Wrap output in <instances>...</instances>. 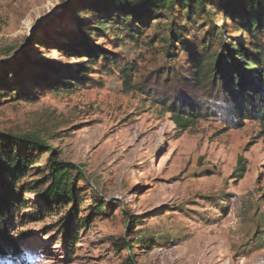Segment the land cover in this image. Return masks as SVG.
Listing matches in <instances>:
<instances>
[{
    "label": "rangeland",
    "instance_id": "374dc122",
    "mask_svg": "<svg viewBox=\"0 0 264 264\" xmlns=\"http://www.w3.org/2000/svg\"><path fill=\"white\" fill-rule=\"evenodd\" d=\"M80 2L0 0V60L44 80L52 67L73 64L57 46L74 45L82 32L122 61L136 60L134 80L162 66L168 46L178 48V63L185 60L170 32L172 16L153 21L136 44L113 23H98L100 33L90 31L97 17L85 14ZM212 2L197 10L192 23L185 12L175 14L185 26L184 41L202 36L200 24H221ZM154 35L158 51L145 44ZM34 38L45 45L32 43ZM20 76L36 98L2 96L0 131L38 136L61 160L81 166L88 186L78 190L76 212L86 221L75 227L70 250L63 229L69 206L53 213L28 194L36 204L19 214L30 213L29 219L11 230L20 237V251L0 256V264H264V131L257 122L226 129L212 118L178 131L168 112L125 89L117 75L97 72L84 86L52 91L34 89L32 78ZM240 155L246 164L237 179ZM44 164L40 156L34 166ZM35 174L26 179L39 178ZM93 197L102 211L90 209Z\"/></svg>",
    "mask_w": 264,
    "mask_h": 264
},
{
    "label": "trees",
    "instance_id": "16d2710c",
    "mask_svg": "<svg viewBox=\"0 0 264 264\" xmlns=\"http://www.w3.org/2000/svg\"><path fill=\"white\" fill-rule=\"evenodd\" d=\"M78 1L85 14L97 17L87 27L90 31L100 33L102 28L96 27L98 23H113L114 27L122 26L127 33L125 39L136 44L153 21H164L172 16L170 32L179 49L184 50L185 60L178 63V48L168 46L170 50L164 53V64L134 80V73L139 72L136 60L122 61L115 52L93 42V34L82 32L74 45L57 46L73 64L52 67L51 74L44 80L39 74L33 76L23 71L22 66H15L13 61L0 60V104L2 96L12 94L29 101L36 98L21 86L20 74L32 78L30 87L52 91L84 86L93 80V73L101 72L117 75L125 89L147 95L153 104L170 114L178 131L212 118L220 119L226 129L240 128L251 120L264 131V0H212V11L220 15L221 24L210 22L208 29L207 24H200L204 32L191 43L184 41L185 26L175 19L185 12L186 22L192 23L193 15L199 13L197 10H205L207 0ZM175 14L179 16L176 18ZM86 18L89 21L88 16ZM158 39L157 35L147 37L148 49L158 51L155 47ZM31 42L45 45L43 40L35 38ZM161 42L166 43L164 38ZM40 156H44L45 164L43 168H35ZM245 164L240 155L233 177L238 179L243 175ZM42 169L45 174L36 172ZM33 172L39 178L27 180ZM87 186L88 178L81 166L61 160L46 140L31 134L0 131V256H14L20 251V237L11 230L19 220L29 219L30 213L19 214L21 209L36 204L35 200L26 198L28 194H33L42 202V208L53 213L69 206L63 229L66 245L73 249L71 239L78 230L75 227L86 221L77 217L78 190ZM261 198L264 200V192ZM95 203L93 197L90 209L102 211V204ZM131 255L129 252L128 258Z\"/></svg>",
    "mask_w": 264,
    "mask_h": 264
}]
</instances>
